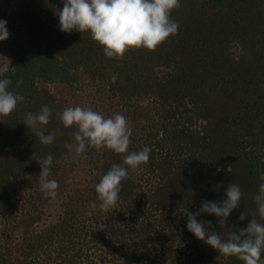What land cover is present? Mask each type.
<instances>
[{
    "label": "trees",
    "instance_id": "trees-1",
    "mask_svg": "<svg viewBox=\"0 0 264 264\" xmlns=\"http://www.w3.org/2000/svg\"><path fill=\"white\" fill-rule=\"evenodd\" d=\"M57 9L63 0H0L9 32L1 41L9 70L0 79L9 78L8 90L25 98L0 116V264H119L123 257L130 264H243L208 250L188 230L185 211L225 200L235 183L242 198L227 224L221 228L207 213L198 222L211 221L210 230L221 236L238 234L253 217L264 223L254 202L264 173V0H180L170 14L178 34L155 51L134 48L122 59L106 57L90 32L61 31ZM86 77L106 102L119 103L117 113L130 117L128 152L150 149L147 163L128 168L107 212L95 185L114 164L128 167L126 154L88 147L77 156L71 135L77 128L58 119L67 107L50 90V84L77 88ZM44 106L52 110L45 135L55 133L49 145L24 124L26 114ZM49 154L48 179L64 193V209L37 228L50 198L40 190L37 161ZM83 164L91 178L68 190V177ZM22 176L28 196L21 202L16 185ZM17 228L23 235L14 243Z\"/></svg>",
    "mask_w": 264,
    "mask_h": 264
},
{
    "label": "clouds",
    "instance_id": "clouds-1",
    "mask_svg": "<svg viewBox=\"0 0 264 264\" xmlns=\"http://www.w3.org/2000/svg\"><path fill=\"white\" fill-rule=\"evenodd\" d=\"M180 7V0H63V9H57L60 30L63 32H90L92 40L103 47L108 58L122 59L126 52L134 48H144L155 51L170 36L178 34L179 23L170 18L171 12ZM7 22L0 20V41L9 38ZM5 65L0 72H7ZM12 81L9 78L0 79V116L10 115L18 103L24 101V96L9 91ZM23 82L18 81L17 87ZM52 110L44 106L38 114L28 113L24 124L35 135L42 145H49L55 139V133L45 135L43 126L49 123ZM58 119L65 128L75 126L77 131L71 133L76 141L75 153L80 156L88 147L96 150L107 148L123 156V165L114 164L99 183L95 185L99 207L107 212L115 208L119 199L121 182L128 176V168L136 169L150 159V149L144 147L140 151L128 152L132 130L127 119L121 114L105 118L101 113L91 108L80 106L67 107L58 113ZM72 149V145H66ZM53 157L37 161L41 166L39 175L40 190L46 197L55 198L59 187L56 180H49L50 166ZM259 191L254 196L260 220L264 221V173L259 177ZM226 199L220 202L203 201L195 214L185 211L188 218L187 228L199 240L217 250L225 257H236L243 264H264L261 260L264 252V223L253 217L246 228L231 231L221 236L210 230L211 221H199L197 217L203 213L219 218L223 228L229 215L240 205L242 191L239 185L231 183L225 190ZM97 207L95 203L91 205ZM240 220L246 219L244 213ZM205 225H208L206 229ZM100 224L99 229L104 230ZM226 237V238H225Z\"/></svg>",
    "mask_w": 264,
    "mask_h": 264
},
{
    "label": "rangeland",
    "instance_id": "rangeland-1",
    "mask_svg": "<svg viewBox=\"0 0 264 264\" xmlns=\"http://www.w3.org/2000/svg\"><path fill=\"white\" fill-rule=\"evenodd\" d=\"M8 57L9 50L0 41V69L2 68V66H4L6 62H8ZM83 80L84 81L77 85V88H74V86H69L67 84H50V90L57 97V99L61 101L60 103H63L65 107L80 106L82 108H91L92 110L101 113L105 118H111L115 114H121V112L117 113V111H120L122 107L115 99L110 100V102H106L103 97V94L97 93L98 91H96L97 89L95 85L92 84L93 82L90 80V78L86 77ZM106 103H111L110 106L112 105V108L110 106L109 108H107ZM123 109L126 111L125 107H123ZM125 117L127 119L129 127L131 128L130 117L128 115H125ZM81 167L77 168L76 172L74 171L68 177V190H72L78 185H80L81 187L84 186L86 184V180L91 178L93 173H89V166H84L82 170ZM26 178L27 176L20 177V183L16 185V189H18L17 191L19 192L18 194L21 195V202L28 196L27 190L24 189ZM59 191L55 198H49L46 205L44 206V209L39 219L34 224V227H45L48 223L56 220L58 215L63 211V202L65 201V195L62 191ZM15 192L16 191L14 190V194ZM1 225L2 224H0V229L2 227ZM11 235L12 240L15 243L16 241L21 239L23 235V228H17ZM0 239H2L1 236ZM207 248L208 250H210L211 246L207 245ZM13 253L16 254L15 252ZM119 264H130V262L127 260L126 257H123L121 260H119Z\"/></svg>",
    "mask_w": 264,
    "mask_h": 264
}]
</instances>
